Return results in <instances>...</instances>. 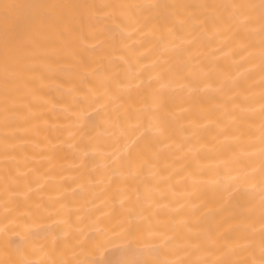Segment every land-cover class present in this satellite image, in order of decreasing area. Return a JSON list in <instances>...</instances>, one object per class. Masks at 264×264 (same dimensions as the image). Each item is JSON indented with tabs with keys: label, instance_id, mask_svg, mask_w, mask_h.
<instances>
[{
	"label": "bare ground",
	"instance_id": "6f19581e",
	"mask_svg": "<svg viewBox=\"0 0 264 264\" xmlns=\"http://www.w3.org/2000/svg\"><path fill=\"white\" fill-rule=\"evenodd\" d=\"M0 264H264V0H0Z\"/></svg>",
	"mask_w": 264,
	"mask_h": 264
}]
</instances>
